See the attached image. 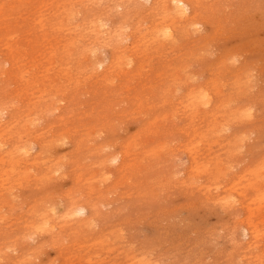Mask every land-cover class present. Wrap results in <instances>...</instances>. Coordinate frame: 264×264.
<instances>
[{"label": "rangeland", "instance_id": "374dc122", "mask_svg": "<svg viewBox=\"0 0 264 264\" xmlns=\"http://www.w3.org/2000/svg\"><path fill=\"white\" fill-rule=\"evenodd\" d=\"M98 1L0 0V264H264V0Z\"/></svg>", "mask_w": 264, "mask_h": 264}, {"label": "bare ground", "instance_id": "6f19581e", "mask_svg": "<svg viewBox=\"0 0 264 264\" xmlns=\"http://www.w3.org/2000/svg\"><path fill=\"white\" fill-rule=\"evenodd\" d=\"M96 1H98V0H96ZM117 1V0H116ZM120 1V0H119ZM138 1V0H137ZM145 1V0H144ZM144 1H143V3H144ZM153 1V0H152ZM166 2H168L170 5H171V9H172V13L173 14H175V15H177L178 17H182V16H184L187 12H188V10H189V7H188V5H187V2L186 1H184V0H165ZM6 2H7V0H6ZM5 2V3H6ZM34 2V1H33ZM36 2V1H35ZM99 2V1H98ZM131 2V1H130ZM11 3V2H10ZM19 3V2H18ZM89 3V2H88ZM113 3V2H112ZM111 3V4H112ZM136 3V2H135ZM194 3V2H193ZM14 4V3H13ZM31 4V3H30ZM66 4V3H65ZM98 4V3H97ZM100 4V3H99ZM98 4V5H99ZM103 4V3H102ZM110 4V3H109ZM123 4V3H122ZM129 4V3H128ZM134 4V3H133ZM150 4V3H149ZM190 4V3H189ZM20 5V4H19ZM136 5V4H135ZM147 5V4H146ZM146 5H144L145 7H146ZM78 6V5H77ZM86 6V5H85ZM95 6V5H94ZM109 6V5H108ZM128 6V5H127ZM151 6V5H150ZM4 7V6H3ZM92 7V6H91ZM112 7V6H111ZM124 7V6H123ZM126 7V6H125ZM135 7V6H134ZM114 8V7H113ZM128 8V7H127ZM147 8V7H146ZM152 8V7H151ZM167 8V7H166ZM28 9V8H27ZM30 9V8H29ZM117 9H118V7H117ZM135 9V8H134ZM133 9V10H134ZM152 9H154V8H152ZM2 10V8L0 7V11ZM21 10V9H20ZM23 10V9H22ZM46 10V9H45ZM84 10V9H83ZM98 10V9H97ZM102 10V9H101ZM126 10V9H125ZM124 10V11H125ZM10 11V10H9ZM196 11V10H195ZM112 12V11H111ZM121 12V11H120ZM143 12V11H142ZM201 12V11H200ZM77 13V12H76ZM109 13V12H108ZM122 13V12H121ZM127 13V12H126ZM141 14V13H140ZM153 14V13H152ZM6 15V14H5ZM194 15V14H193ZM72 16V15H71ZM84 16V15H83ZM110 16V15H109ZM111 16H113V15H111ZM104 17V16H103ZM3 18V17H2ZM12 18V17H11ZM35 18V17H34ZM41 18V17H40ZM40 18H38V19H40ZM112 18V17H111ZM132 18H133V16H132ZM146 18V17H145ZM54 19V18H53ZM95 19V18H94ZM113 19V18H112ZM162 19V18H161ZM91 20V19H90ZM145 20V19H144ZM21 21V20H20ZM19 21V22H20ZM39 21V20H38ZM38 21H35L36 23L38 22ZM73 21V20H72ZM101 21V20H100ZM153 21V20H152ZM170 21H172V19L170 20ZM182 21V20H181ZM18 22V23H19ZM129 22V21H128ZM135 22V21H134ZM157 22V21H156ZM155 22V23H156ZM6 23V22H5ZM105 24H106V22H104ZM104 23L103 22H100V23H98V26H103L104 25ZM131 23V22H130ZM143 23H145L144 21H143ZM154 23V24H155ZM167 23V22H166ZM165 23V24H166ZM21 24V23H20ZM49 24V23H48ZM63 24V23H62ZM133 24V23H132ZM1 25V24H0ZM50 25V24H49ZM125 25V24H124ZM164 25V24H163ZM178 25V24H177ZM197 25V24H196ZM128 26V25H127ZM194 26V24L192 25V27ZM68 27H70V26H68ZM77 27V26H76ZM104 27V26H103ZM109 27V26H108ZM132 27V26H131ZM142 27V26H141ZM186 27H189V26H186ZM195 27V26H194ZM193 27V28H194ZM30 28V27H29ZM63 28H65V27H63ZM62 28V29H63ZM105 28V27H104ZM129 28V27H128ZM179 28V27H178ZM190 28V27H189ZM188 28V29H189ZM23 29H24V27H23ZM86 29V28H85ZM99 29H100V27H99ZM114 29V28H113ZM123 29V28H122ZM141 29V28H140ZM147 29V28H146ZM9 30H10V28H9ZM38 30V29H37ZM57 30V29H56ZM120 30V29H119ZM125 30H127L126 28H125ZM142 30V29H141ZM152 30H154V29H152ZM1 31V30H0ZM146 31V30H145ZM173 31V30H172ZM189 31V30H188ZM21 32H23V31H21ZM55 32V31H54ZM35 33V32H34ZM109 33V32H108ZM19 34V33H18ZM17 34V35H18ZM91 34V33H90ZM112 34H115V33H112ZM124 34V33H123ZM149 34V33H148ZM161 35V37L160 38H162V37H169V36H171V27H170V25L169 24H166V25H164V26H162V27H160L158 30L156 29V33H155V35ZM190 34V33H189ZM31 35V34H30ZM129 35V34H128ZM134 35V34H133ZM140 35V34H139ZM2 36V35H1ZM14 36V35H13ZM25 36V35H24ZM47 36V35H46ZM61 36V35H60ZM65 36V35H64ZM189 36V35H188ZM7 37H9V35L7 36ZM11 37V36H10ZM48 37V36H47ZM149 37V36H148ZM151 37V36H150ZM173 37V36H172ZM128 38V37H127ZM157 38H159V37H157ZM175 38V37H174ZM10 39V38H9ZM119 39V38H118ZM132 39V38H131ZM146 39H147V37H146ZM164 39V38H163ZM167 39V38H166ZM180 39V38H179ZM78 40V39H77ZM125 40V39H124ZM124 40H122V41H124ZM152 40V39H151ZM173 40V39H172ZM182 40V39H181ZM83 41V40H82ZM100 41V40H99ZM105 41V40H104ZM113 41V40H112ZM122 41H121V43H122ZM126 41V40H125ZM136 41V40H135ZM141 41H144V40H141ZM140 41V42H141ZM175 41V40H174ZM149 42V41H148ZM166 42V41H165ZM173 42V41H172ZM180 42V41H179ZM87 43V42H86ZM175 43V42H174ZM23 44V43H22ZM21 44V45H22ZM121 45V44H120ZM139 45V44H138ZM35 46V45H34ZM50 46V45H49ZM84 46V45H83ZM86 46V45H85ZM117 46V45H116ZM26 47V46H25ZM28 47V46H27ZM32 47V46H31ZM46 47V46H45ZM69 47V46H68ZM167 47V46H166ZM3 48V47H2ZM23 48H24V46H23ZM34 48V47H33ZM102 48V47H101ZM28 49V48H27ZM71 49V48H70ZM69 49V50H70ZM87 49V48H86ZM96 49V48H95ZM134 49V48H133ZM55 50V49H54ZM118 50V49H117ZM6 51V50H5ZM26 51V50H25ZM38 51V50H37ZM74 51V50H73ZM112 51V50H111ZM88 52V51H87ZM92 52H93V50H92ZM116 52V51H115ZM91 53V52H90ZM90 53H89V55H90ZM94 53H96V52H94ZM38 54V53H37ZM51 54V53H50ZM93 54V53H92ZM91 54V55H92ZM93 55H95V54H93ZM28 56V55H27ZM57 57V56H56ZM92 57V56H91ZM125 57V56H124ZM3 59V58H2ZM1 59V60H2ZM92 59V58H91ZM125 59V58H124ZM129 59V58H128ZM22 60V59H21ZM20 60V61H21ZM120 60V59H119ZM7 60H5V62H6ZM10 61V60H9ZM118 61V60H117ZM111 62V61H110ZM3 63H4V61H3ZM127 63H129V62H127ZM84 64V63H83ZM95 64H96V62H95ZM6 64H4V66H5ZM13 65V64H12ZM102 63H99V64H96V66L97 67H102ZM128 65V64H127ZM3 66V65H2ZM124 66H126V65H124ZM120 67V66H119ZM5 68V67H4ZM14 68V67H13ZM19 68V67H18ZM94 68V67H93ZM7 70H9V69H7ZM121 70V69H120ZM15 71V70H14ZM10 72V71H9ZM16 72V71H15ZM11 78V77H10ZM16 79V78H15ZM100 79H102V78H100ZM17 80V79H16ZM17 83V82H16ZM200 92V91H199ZM202 94H203V92H202ZM201 94V98H203L204 99V95L205 94H203L202 95ZM195 95V94H194ZM141 96V95H140ZM6 97V96H5ZM207 97V96H206ZM205 97V98H206ZM195 98V97H194ZM22 101H23V99H22ZM196 101H198V98L196 99ZM206 101H207V98H206ZM209 101H210V99H209ZM209 101H207V102H209ZM19 102V101H18ZM207 102H205V103H207ZM208 104V103H207ZM201 105H202V103H201ZM29 106V105H28ZM203 106H204V104H203ZM202 106V107H203ZM208 106V105H207ZM23 111V110H22ZM21 111V112H22ZM7 113V112H6ZM10 115V114H9ZM8 115V116H9ZM21 114H19V116H20ZM25 115V114H24ZM11 119V118H10ZM31 120V119H30ZM33 123V122H32ZM32 125V124H31ZM194 125V124H193ZM17 136H19V135H17ZM35 143V142H34ZM33 143V144H34ZM3 144H4V142H3ZM37 144V143H36ZM39 145V144H38ZM0 148H1V146H0ZM1 150V149H0ZM29 150V147H21L20 148V151L22 152V153H25L26 154V152ZM15 151V150H14ZM19 151V152H20ZM28 153V152H27ZM24 154V155H25ZM113 160L115 159V158H112ZM36 162V161H35ZM114 162V161H113ZM33 163H34V161H33ZM11 169V168H10ZM27 169V168H26ZM40 169H43V168H40ZM39 169V170H40ZM12 170V169H11ZM14 170V169H13ZM1 187V186H0ZM69 212V215L70 214H72L73 213V215L74 214H84V212H85V208L83 207V206H81V205H79V206H73V207H71L70 208V210L68 211ZM66 215V214H65ZM64 215V216H65ZM68 215V216H69ZM73 215H70L69 217H72ZM80 215H78V216H80ZM31 216H32V214H31ZM67 216V215H66ZM67 216V217H68ZM84 216V215H83ZM38 217V216H37ZM39 218V217H38ZM39 220V219H38ZM47 225V221H46V223H44V224H42V226H44V225ZM247 225H248V223H246ZM30 225V224H29ZM46 225H45V227H46ZM16 226V225H15ZM39 227H40V225H39ZM38 227V225H37V228H39ZM44 227V228H45ZM74 227V226H73ZM29 228V227H28ZM36 228V227H35ZM35 228L33 227V230H35ZM77 228V227H76ZM78 229V228H77ZM247 229V228H246ZM37 230V229H36ZM35 230V231H36ZM38 230H40V228L38 229ZM14 231V230H13ZM41 231H42V228H41ZM79 231V230H78ZM40 232V231H39ZM65 232V231H64ZM11 233V232H10ZM36 233V232H35ZM34 233V234H35ZM7 234V233H6ZM17 234V233H16ZM20 234V233H19ZM30 236V235H29ZM254 237V236H253ZM250 238V237H249ZM257 238V237H256ZM255 238V239H256ZM24 239V238H23ZM57 239V238H56ZM12 240V239H11ZM17 241V240H16ZM58 242V241H57ZM61 242V241H60ZM59 242V243H60ZM248 242V241H247ZM249 244V243H248ZM254 245V244H253ZM264 249V248H263ZM247 251V250H246ZM63 253H65V252H63ZM6 256V255H5ZM9 256V255H8ZM10 259V258H9ZM4 261V260H3ZM25 264V263H24Z\"/></svg>", "mask_w": 264, "mask_h": 264}]
</instances>
